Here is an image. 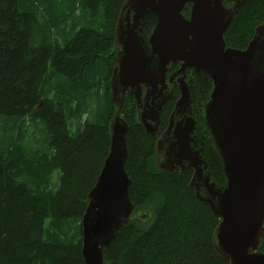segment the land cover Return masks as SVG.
Segmentation results:
<instances>
[{
	"label": "trees",
	"instance_id": "trees-1",
	"mask_svg": "<svg viewBox=\"0 0 264 264\" xmlns=\"http://www.w3.org/2000/svg\"><path fill=\"white\" fill-rule=\"evenodd\" d=\"M125 1L0 0V264H86L81 221L110 150L117 109L109 80L116 61L108 53L116 46L114 26ZM75 16L84 18L77 23ZM263 20L264 0L244 3L224 35L227 48L245 50ZM99 22L102 32L92 29ZM95 85L104 89L97 92L99 112L71 135L69 116L80 107L77 120L90 115L82 101ZM176 92L161 115L162 131ZM133 103L127 96L123 118L129 124L125 169L135 211L105 260L229 264L213 243L220 217L189 186L192 172L168 175L157 168L158 138L137 123ZM28 117L47 128L49 146L43 155L25 151L22 121ZM53 172L59 179L50 192ZM142 209L150 218L137 217ZM261 241L264 252V236Z\"/></svg>",
	"mask_w": 264,
	"mask_h": 264
},
{
	"label": "water",
	"instance_id": "water-1",
	"mask_svg": "<svg viewBox=\"0 0 264 264\" xmlns=\"http://www.w3.org/2000/svg\"><path fill=\"white\" fill-rule=\"evenodd\" d=\"M248 1H125L114 26L111 145L81 221L86 264H108L110 246L135 211L125 169L127 96L137 123L158 138L157 168L192 172L189 186L220 217L213 235L218 256L229 264H264V20L245 50L227 48L224 36ZM176 91L162 133L161 115Z\"/></svg>",
	"mask_w": 264,
	"mask_h": 264
},
{
	"label": "rangeland",
	"instance_id": "rangeland-1",
	"mask_svg": "<svg viewBox=\"0 0 264 264\" xmlns=\"http://www.w3.org/2000/svg\"><path fill=\"white\" fill-rule=\"evenodd\" d=\"M83 18H84V16H75L74 21L77 23H80ZM69 27H71V25ZM102 27L103 26L99 22V23H95V26H93L92 29L96 30L99 28V30L102 32L103 31ZM114 33H115V29H114ZM116 52H117V48L115 46V48H113L111 50V52L108 53L111 56L112 55L115 56V61H116ZM116 65H117V61L113 67V70L116 67ZM112 74H113V71H112ZM99 78L100 77H98V79ZM98 79H95L96 81H93V83L94 84L97 83ZM103 90L104 89H101L99 91L97 88V85H95L90 90V92H88L89 93L88 98L86 100L84 99L82 101V105L87 107V108H85V110L87 109L90 112V115L83 116V118H81L82 121L76 119L77 118L76 114L78 111L81 110V107L77 110L78 107H76V103L75 104L73 103V106H71L72 107L71 109L74 110V113L76 112V110H77V112L75 115L69 116V120L67 121L68 128H69L68 133H70L71 135H75L76 132L79 130V128L81 129V127L83 126V124L87 118H89L90 116L92 118V114H97L99 112V106H98L99 101L97 99V96H98L97 92L99 91V93L102 94ZM91 121L93 122V119L90 120V122ZM22 122H23V130H24L23 136L25 138V146H24L25 151L27 150L29 154H31L32 151H36V152H38V153H36L37 155H43L42 153H44L46 150H48V146H49L48 145V134H47L48 132H47V128H46L45 124L40 119L35 118V120H34V117H33V119H32V117H28L25 120H23ZM58 179H59V173L58 172H53L52 175H50V177L48 179V181L50 182V184H48V189H47L48 191L51 192V190H53V188L56 186L55 184L58 183ZM156 205L157 204H154V206L151 205V207H153L155 209ZM146 211L147 210L142 209V210L137 211V213L143 214Z\"/></svg>",
	"mask_w": 264,
	"mask_h": 264
},
{
	"label": "flooded vegetation",
	"instance_id": "flooded-vegetation-1",
	"mask_svg": "<svg viewBox=\"0 0 264 264\" xmlns=\"http://www.w3.org/2000/svg\"><path fill=\"white\" fill-rule=\"evenodd\" d=\"M250 1V0H249ZM225 5L227 6V7H231L232 6V4L231 3H229V2H227V3H225ZM179 99V97L176 99V101ZM175 104H176V102H174ZM170 117V116H169ZM169 117H168V123H169ZM166 129H164V131H165ZM164 131H162V133L164 132Z\"/></svg>",
	"mask_w": 264,
	"mask_h": 264
}]
</instances>
